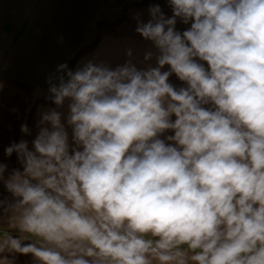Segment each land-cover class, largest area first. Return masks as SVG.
<instances>
[{"label": "clouds", "instance_id": "clouds-1", "mask_svg": "<svg viewBox=\"0 0 264 264\" xmlns=\"http://www.w3.org/2000/svg\"><path fill=\"white\" fill-rule=\"evenodd\" d=\"M168 4L135 17L156 66L48 77L0 162V264H264V0Z\"/></svg>", "mask_w": 264, "mask_h": 264}, {"label": "crops", "instance_id": "crops-1", "mask_svg": "<svg viewBox=\"0 0 264 264\" xmlns=\"http://www.w3.org/2000/svg\"><path fill=\"white\" fill-rule=\"evenodd\" d=\"M0 0V162L9 171L20 168L15 153L7 157L4 149L21 139L35 138L41 110L55 105L46 100L48 77L61 64L75 70L84 62H105L111 67L131 59L137 67L156 66L155 58L144 62L151 42L136 31L139 15L145 22L148 9L159 4L172 16L168 0ZM190 24L178 20L183 32ZM132 51L128 57L126 52ZM205 67L207 65L205 64ZM165 66L163 71H167ZM175 87L185 86L175 74L169 78ZM67 101L58 109L67 115ZM27 124L31 135H24ZM71 135V129H68ZM0 195L11 198L0 184ZM16 264H35L31 255H18Z\"/></svg>", "mask_w": 264, "mask_h": 264}, {"label": "rangeland", "instance_id": "rangeland-1", "mask_svg": "<svg viewBox=\"0 0 264 264\" xmlns=\"http://www.w3.org/2000/svg\"><path fill=\"white\" fill-rule=\"evenodd\" d=\"M151 1H154V0H147L146 3L148 4V3H150ZM155 1H157V0H155ZM151 3H153V2H151ZM167 134L170 135V134H172V133L169 132V133H167Z\"/></svg>", "mask_w": 264, "mask_h": 264}]
</instances>
